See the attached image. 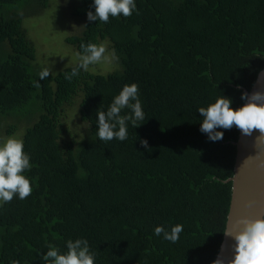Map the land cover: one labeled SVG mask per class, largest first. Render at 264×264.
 Returning <instances> with one entry per match:
<instances>
[{
  "label": "trees",
  "instance_id": "1",
  "mask_svg": "<svg viewBox=\"0 0 264 264\" xmlns=\"http://www.w3.org/2000/svg\"><path fill=\"white\" fill-rule=\"evenodd\" d=\"M74 1L84 30L66 43L78 53L89 42L115 49L118 60H109L117 70L104 75L89 66L66 80L75 65L39 80L24 19L51 0H0V140L25 127L32 167L24 175L33 186L26 199L0 207V264H42L49 244L66 251L67 240L81 237L96 264H213L240 130L218 129L223 139L211 142L197 110L221 95L234 109L245 103L241 94L264 69V0H136L138 14L107 23L88 21L92 0ZM132 83L145 120L129 125L123 142L99 140L97 109ZM75 107L88 127L65 123ZM177 223L184 229L175 244L153 234Z\"/></svg>",
  "mask_w": 264,
  "mask_h": 264
},
{
  "label": "clouds",
  "instance_id": "2",
  "mask_svg": "<svg viewBox=\"0 0 264 264\" xmlns=\"http://www.w3.org/2000/svg\"><path fill=\"white\" fill-rule=\"evenodd\" d=\"M90 7L94 11L87 12L89 22L107 23L110 17L138 14L136 0H92ZM80 48L77 54L78 64L70 73L64 74L68 81L78 77L81 70L88 71L90 65L108 61L109 58L118 60L115 49L109 52L103 43L89 42L81 44ZM53 73L52 66H45L38 74L39 80H44ZM241 100L245 102L243 106L234 109L232 99L221 95L207 107H199L197 111L202 117L200 132L206 134L209 141L218 142L224 137V132L218 129L229 130L235 126L246 136H250L253 130H259L260 136L257 139H264V92L242 93ZM144 120L139 85L125 84L106 110L97 109L96 135L101 141L116 139L123 142L128 139L129 125L138 128ZM140 145L146 151H151L146 139L140 140ZM30 160L31 156L24 150L22 138L13 135L0 140V207L11 202L14 197L24 200L32 194V183L24 175L32 167ZM183 229L184 226L179 223L170 228L158 225L153 234L175 244ZM225 235L229 236V232L226 231ZM231 239L234 241L235 254L229 264H264V218L239 220L236 230L231 233ZM47 249L40 253L42 264H96V253L92 251L89 241L83 237L67 240L66 251L54 244H49ZM11 264L20 262L12 260ZM213 264H225V261L218 255Z\"/></svg>",
  "mask_w": 264,
  "mask_h": 264
},
{
  "label": "rangeland",
  "instance_id": "3",
  "mask_svg": "<svg viewBox=\"0 0 264 264\" xmlns=\"http://www.w3.org/2000/svg\"><path fill=\"white\" fill-rule=\"evenodd\" d=\"M74 3V0H51L47 10L40 14H35L32 8H28V14L24 19V27L28 31L29 39L37 50V66L41 69L52 66L53 74L75 66L79 62L78 52L65 41L69 36L81 35L84 30V20L72 14ZM113 64L110 60L102 61L90 65V68L93 73L106 75L119 68L113 69ZM64 121L73 129H79L80 126L88 127L86 123L81 122L77 107L68 109ZM79 133L82 134L84 131ZM24 134L25 127L22 126L14 135L23 139ZM85 136L86 134L82 137Z\"/></svg>",
  "mask_w": 264,
  "mask_h": 264
},
{
  "label": "water",
  "instance_id": "4",
  "mask_svg": "<svg viewBox=\"0 0 264 264\" xmlns=\"http://www.w3.org/2000/svg\"><path fill=\"white\" fill-rule=\"evenodd\" d=\"M264 92V69L248 94ZM259 130H253L250 136L240 131L237 147V157L232 183V198L226 224L224 239L218 255L225 264L234 257V241L231 233L236 230L237 222L244 218H264V139H257Z\"/></svg>",
  "mask_w": 264,
  "mask_h": 264
}]
</instances>
